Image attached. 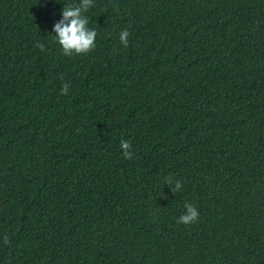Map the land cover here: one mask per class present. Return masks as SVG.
I'll return each instance as SVG.
<instances>
[{
    "label": "trees",
    "instance_id": "16d2710c",
    "mask_svg": "<svg viewBox=\"0 0 264 264\" xmlns=\"http://www.w3.org/2000/svg\"><path fill=\"white\" fill-rule=\"evenodd\" d=\"M82 3L0 0V264H264V0Z\"/></svg>",
    "mask_w": 264,
    "mask_h": 264
},
{
    "label": "clouds",
    "instance_id": "9594fccd",
    "mask_svg": "<svg viewBox=\"0 0 264 264\" xmlns=\"http://www.w3.org/2000/svg\"><path fill=\"white\" fill-rule=\"evenodd\" d=\"M92 4V0H83L82 5L73 6L67 5L62 9L63 19L55 24L53 32L59 45L62 47L63 53L66 56L86 55L96 47L97 32L94 29L88 27L89 21L85 15L89 6ZM130 33L128 30H124L120 33V42L127 47L128 37ZM41 51L45 49V45L37 43ZM69 92V86L64 84L61 89L62 95H67ZM121 148L123 149V155L127 159H132V152L130 150L131 145L127 140L121 141ZM170 185L172 183L169 178L167 181ZM181 182L177 180L174 191L181 188ZM186 212L179 217L178 223L184 225H192L199 219V212L195 206L190 203L184 205ZM5 244L9 243V238L5 236Z\"/></svg>",
    "mask_w": 264,
    "mask_h": 264
}]
</instances>
